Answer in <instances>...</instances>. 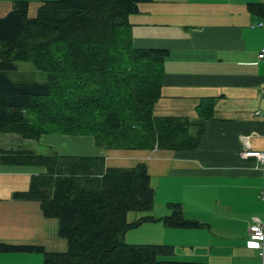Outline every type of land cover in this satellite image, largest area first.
Wrapping results in <instances>:
<instances>
[{"label":"crops","instance_id":"0c3cea01","mask_svg":"<svg viewBox=\"0 0 264 264\" xmlns=\"http://www.w3.org/2000/svg\"><path fill=\"white\" fill-rule=\"evenodd\" d=\"M13 1L0 0V17ZM43 1L28 0V17H35ZM249 3L264 5V0H150L128 16L135 47L168 49L153 114L187 120L189 135L200 130L196 148L107 149L87 134L66 136L68 148L60 146L68 140L64 137L43 141L60 155L103 157L107 167L145 164L155 191V214L150 212L155 220L129 228L122 238L171 246L161 260L264 264L259 250L249 247L247 231L252 217L264 215L259 197L264 163L242 155L246 148L264 151V58L257 56L264 47V9L254 11ZM43 136L17 138L29 149ZM45 172L40 165L0 161V243L67 250L58 219L44 215L40 200L14 198ZM168 203H179L183 217L200 225L166 226L160 218L171 213ZM139 213L128 212L127 220L147 214ZM42 260L40 252H0V264Z\"/></svg>","mask_w":264,"mask_h":264},{"label":"trees","instance_id":"16d2710c","mask_svg":"<svg viewBox=\"0 0 264 264\" xmlns=\"http://www.w3.org/2000/svg\"><path fill=\"white\" fill-rule=\"evenodd\" d=\"M150 0H44L28 17V0H14L0 17V133L38 140L42 134H87L107 149H193L199 130L187 132V120L158 117L166 48H137L128 16ZM252 10L263 4L249 3ZM30 61L45 73L43 81L9 72ZM4 164L40 165L27 191L14 198L37 199L45 216L58 219L63 252L37 245L0 243V252H40V264H200L161 260L172 247L129 244L123 234L150 214L154 189L144 163L107 167L103 157L0 151ZM160 218L166 226L195 227L179 203ZM146 215L128 221V212Z\"/></svg>","mask_w":264,"mask_h":264},{"label":"rangeland","instance_id":"374dc122","mask_svg":"<svg viewBox=\"0 0 264 264\" xmlns=\"http://www.w3.org/2000/svg\"><path fill=\"white\" fill-rule=\"evenodd\" d=\"M17 69L14 71H10L9 75L13 80H17L19 78H26L27 80H38V81H43L45 79V73L37 70L30 61H17L16 62ZM79 135H86V134H79ZM18 135L12 134V133H0V151L3 150H8V149H18V148H26L25 147V142L21 138H17ZM66 136H71V135H63V134H58V133H48L46 136H43L39 142L36 141V143L33 141L32 142V147L29 148L33 150L35 153H45L47 152H56L53 150L52 145L45 144L43 141H49L56 140V137H64L66 142L61 144L60 146L64 148L70 147L69 143L70 138ZM55 144V143H54ZM56 145V144H55ZM24 146V147H22ZM27 149V148H26ZM57 153V152H56ZM153 188V187H152ZM155 193V191H154ZM157 195L160 199H163L164 197V192L163 191H158ZM154 211V209L152 210ZM138 213L137 216L141 215L139 212L131 211V213ZM155 214V211H154ZM129 218V216H128ZM134 218V217H133ZM129 218V219H133ZM122 239V237H121ZM44 257V255H43Z\"/></svg>","mask_w":264,"mask_h":264},{"label":"built area","instance_id":"2783aa9c","mask_svg":"<svg viewBox=\"0 0 264 264\" xmlns=\"http://www.w3.org/2000/svg\"><path fill=\"white\" fill-rule=\"evenodd\" d=\"M262 24V23H260ZM257 56L264 58V47L260 49ZM242 155L245 157H255L259 162L264 163V151L255 149H244ZM259 197L264 201V186L259 192ZM248 245L251 248L259 250V256L264 257V215L260 219L258 217H252V222L248 226Z\"/></svg>","mask_w":264,"mask_h":264}]
</instances>
